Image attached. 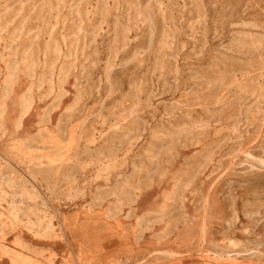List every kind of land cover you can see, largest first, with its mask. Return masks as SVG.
Masks as SVG:
<instances>
[{
  "label": "rangeland",
  "instance_id": "rangeland-1",
  "mask_svg": "<svg viewBox=\"0 0 264 264\" xmlns=\"http://www.w3.org/2000/svg\"><path fill=\"white\" fill-rule=\"evenodd\" d=\"M0 264H264V0H0Z\"/></svg>",
  "mask_w": 264,
  "mask_h": 264
},
{
  "label": "crops",
  "instance_id": "crops-1",
  "mask_svg": "<svg viewBox=\"0 0 264 264\" xmlns=\"http://www.w3.org/2000/svg\"><path fill=\"white\" fill-rule=\"evenodd\" d=\"M77 207L79 205H72L70 209L64 211L65 231L72 246L78 248L82 244L95 256L104 259L107 256L123 253L128 243L134 245V239L131 240L128 234H126L128 240L125 238V221L109 219L101 210L85 212ZM151 242L153 243L152 238L147 240L148 246L152 244Z\"/></svg>",
  "mask_w": 264,
  "mask_h": 264
}]
</instances>
